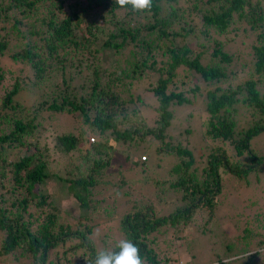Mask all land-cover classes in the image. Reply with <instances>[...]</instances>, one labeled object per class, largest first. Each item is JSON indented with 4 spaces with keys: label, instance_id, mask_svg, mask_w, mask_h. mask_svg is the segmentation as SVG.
<instances>
[{
    "label": "trees",
    "instance_id": "obj_1",
    "mask_svg": "<svg viewBox=\"0 0 264 264\" xmlns=\"http://www.w3.org/2000/svg\"><path fill=\"white\" fill-rule=\"evenodd\" d=\"M98 10L101 22L94 19ZM241 37L242 43L254 38L248 50L237 53L252 56L240 66L247 80L221 82L227 78L222 63L233 60L223 47L238 46ZM210 39L214 47L205 43ZM133 46L139 51H129L133 59L127 57V67L121 68L116 57ZM105 51L114 57L108 68L101 63ZM7 60L19 66L6 69ZM144 76L147 91L158 101V117L148 129L139 125L134 100L122 97ZM7 77L13 84H5ZM196 77L205 87L192 81ZM79 80L80 95L74 92ZM39 89L51 94L24 107L19 96L29 92L36 99ZM202 91L205 139L229 143L236 158L213 148L199 178L187 142L173 144L166 132L171 105L191 102ZM0 101V256L31 264H94L97 253L108 250H97L90 236L101 202L96 188L113 164L116 145L110 140L130 148L149 138L160 144L157 154L177 158L170 187L160 193L180 195L183 205L167 216L151 203L142 205L121 219L120 231L139 249L143 264H184L180 242L172 245L166 235L182 239L197 214L202 230L211 223L221 192L219 168L240 179L259 168L249 142L264 131V0H153L151 10L142 12L130 5L121 8L115 0H0ZM49 110L81 117L79 128L57 135L52 148L37 135V119ZM244 117L259 120L239 131ZM142 159L132 164L142 166ZM51 181L76 201L73 220L47 189ZM159 234L173 246L171 252L161 249ZM116 246L110 250L119 251ZM239 250V255L250 253ZM238 254L210 264H253L257 252Z\"/></svg>",
    "mask_w": 264,
    "mask_h": 264
},
{
    "label": "rangeland",
    "instance_id": "obj_2",
    "mask_svg": "<svg viewBox=\"0 0 264 264\" xmlns=\"http://www.w3.org/2000/svg\"><path fill=\"white\" fill-rule=\"evenodd\" d=\"M183 5L185 8L189 7L188 3H183ZM101 12V10L96 12L94 16L96 22H101L99 18V13ZM238 34L243 33L239 32ZM244 38L241 37L239 45L233 46L232 49L229 45L225 48L223 47V51L227 52L228 55L232 56L231 54H233V60L229 63H222L227 78L221 82L239 78H241V81L247 80L242 77L240 66L245 61L247 63L250 62L252 56L247 53L246 56L242 55L240 57L237 53L238 51H244L254 43V38L251 37L246 43H242V41H245ZM177 41L179 44L183 43L180 39H177ZM205 43L214 47L211 39L210 41L205 40ZM236 47L239 49L237 50ZM139 48V46H133L116 57L120 61L121 68L127 67L125 66L127 57H131V60L133 59L129 51H139ZM103 53L102 67L108 68L109 62H112L114 57L112 52L105 51ZM209 57L211 58V52H209L207 59ZM8 61H4L2 64L6 65V69L10 68L13 70L19 66L15 63L8 64ZM145 73L150 74L148 71ZM156 78L154 74L150 75L151 81L155 82ZM191 79L193 78L191 77ZM196 79V81H192L205 87L204 81L202 82L198 77ZM256 79H259V77H256ZM13 82L7 77L5 84L8 86L13 84ZM81 82L83 81H76L74 92L78 95H80ZM146 87L147 82L144 76L134 81L131 89L127 92L126 88L128 87L126 85L123 90L126 94H123L122 97L125 100H134V105L138 108L137 114L141 116L139 125H143L145 129H148L154 127L158 117V101L151 92L147 91ZM209 88L211 87H207V89ZM47 92L51 94L50 89L47 91L37 90L36 99L30 96L29 92H23L19 96V100L24 107H31L41 101L42 98H47ZM138 96H140V101L136 102ZM171 109L173 111V119L167 128L166 134L170 137L173 144L181 143L184 145L187 142L196 157L195 169H198V174L202 165L206 163L207 156L213 152V148L221 147L228 155V158H236L234 148L229 143L219 145L217 142H210L204 137L202 122L206 116V99L203 91L195 97L192 96L191 102L173 104ZM80 119L79 114L54 113L50 110L48 112L42 111L37 119L40 122L37 135L42 139L43 143L52 148L57 135L68 134L79 128ZM258 120V117H244L241 119V123L244 126L239 131H244L249 124L253 125ZM148 139L138 144L132 143L130 148L122 146L124 144L121 143L115 144L113 140H110L111 144L116 145L114 152L112 151L113 164L107 170L101 184L96 188L97 197L101 202L99 204L100 209L97 212L98 217L95 220L96 225L90 236L97 245V250H110L119 241L123 240L124 237L120 231L121 219L140 206L151 203L156 212L167 216L174 209L183 205L180 195L171 191L160 193L170 187L171 169L177 163V158L173 155L157 154L155 147L160 144L156 141L149 142L147 141ZM249 145L250 149L259 158V168L251 171L243 179L225 171L223 168H219L222 178L221 192L218 196L219 205L214 212L211 223L202 230V228H199V223L202 219L197 214V221L187 229L191 231L184 234H182L183 231L181 232L180 235L183 237L180 239L181 241L179 239L174 240V235H166L167 242L170 243L171 241L172 245L178 241L180 242L178 245L180 247L179 252L184 258V264H210L219 259L231 260L236 258V256L230 259L228 257L238 254V251H241L239 249L249 250L250 253L257 252L253 259V264H264V131L253 136ZM127 157L128 159H126ZM139 158H144L142 159L144 164L142 166L141 164L133 165L132 163L138 161ZM122 178L124 179V184L119 185ZM47 189L57 195H55V199L58 200L59 208L69 220H73L78 214L76 201L71 198L64 188H61L59 184L53 181L49 183ZM102 209H106L107 214L104 215ZM1 236L2 232H0V239ZM164 236L161 234L157 235L160 247L171 252L173 246L168 247L169 243H164ZM250 253L238 254L237 257L242 258ZM9 257L11 255L0 256V264H31L28 259L14 262Z\"/></svg>",
    "mask_w": 264,
    "mask_h": 264
},
{
    "label": "clouds",
    "instance_id": "obj_3",
    "mask_svg": "<svg viewBox=\"0 0 264 264\" xmlns=\"http://www.w3.org/2000/svg\"><path fill=\"white\" fill-rule=\"evenodd\" d=\"M121 8L131 6L133 11H150L153 0H115ZM119 251L104 250L97 253L94 264H143L139 249L130 240H121Z\"/></svg>",
    "mask_w": 264,
    "mask_h": 264
},
{
    "label": "built area",
    "instance_id": "obj_4",
    "mask_svg": "<svg viewBox=\"0 0 264 264\" xmlns=\"http://www.w3.org/2000/svg\"><path fill=\"white\" fill-rule=\"evenodd\" d=\"M90 143L94 142V138L89 139Z\"/></svg>",
    "mask_w": 264,
    "mask_h": 264
}]
</instances>
